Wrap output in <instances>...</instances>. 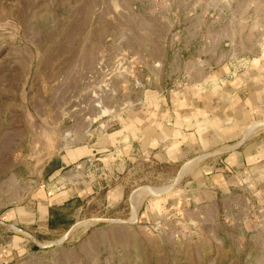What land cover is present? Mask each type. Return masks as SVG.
Listing matches in <instances>:
<instances>
[{"label":"rangeland","instance_id":"obj_1","mask_svg":"<svg viewBox=\"0 0 264 264\" xmlns=\"http://www.w3.org/2000/svg\"><path fill=\"white\" fill-rule=\"evenodd\" d=\"M193 23L225 28L226 58H244L263 45L264 0H0L2 207L63 184L79 196L53 207L44 228L12 224L29 236L0 219V264H264V156L217 168L241 146L264 145V124L232 150L214 152L234 143L227 136L172 161L119 153L112 164L103 151L53 170L64 151L104 148L138 109L154 64L131 53L136 43ZM191 159L158 204L145 199L155 195L140 189L171 185ZM221 172L235 178L229 188L215 185ZM179 189L188 199L175 208Z\"/></svg>","mask_w":264,"mask_h":264},{"label":"crops","instance_id":"obj_2","mask_svg":"<svg viewBox=\"0 0 264 264\" xmlns=\"http://www.w3.org/2000/svg\"><path fill=\"white\" fill-rule=\"evenodd\" d=\"M166 31L159 34L154 29L151 37L136 43L137 48L128 49L139 57L152 58L154 64L147 69L152 80L140 79V85L147 91L136 112L121 126L107 133L109 142L104 148L79 145L64 151L58 156L59 163L53 170H60L68 163L103 151H109L105 158L112 160L110 157L113 156L112 164H116L119 153L127 158L142 155L172 161L182 158L195 147L200 148L203 143L221 144L218 139L227 136L235 138L234 143L214 152L230 150L256 129L257 126L249 129L251 124L264 121L251 122L264 112V41L257 52L231 59L226 58L229 54L226 53L223 27L203 33L202 24L193 23L187 33L175 34L171 28ZM178 78L179 81H176ZM170 84L175 86L171 93L160 92ZM247 122L251 123L245 125ZM241 129L240 137H233ZM252 144L240 145L242 149L229 153L220 160L217 168L223 171L239 168L256 161V157L264 156V145L251 152ZM12 167L9 164L7 169ZM1 169L0 165V178L3 175ZM217 174L214 184L220 189L229 188L231 181L235 180L223 177L222 172ZM1 185L0 182L1 223L8 222L15 232L25 235L28 234L12 224L25 228L35 224L44 228L53 207L78 196L63 184L52 190L38 188L25 203L2 207ZM165 193L145 199H155L152 201L155 205ZM209 197L212 198L213 194ZM168 199L178 208L186 205L188 197L184 190L179 189L172 192ZM230 199L235 200V196L226 197L225 201Z\"/></svg>","mask_w":264,"mask_h":264},{"label":"bare ground","instance_id":"obj_3","mask_svg":"<svg viewBox=\"0 0 264 264\" xmlns=\"http://www.w3.org/2000/svg\"><path fill=\"white\" fill-rule=\"evenodd\" d=\"M261 124H264V121H262V122H256V123H253V124H251V126L250 127H248L249 129L250 128H253V127H256V126H259V125H261ZM248 128L246 129V130H248ZM246 130H245V132H246ZM245 134V133H244ZM246 135V134H245ZM196 160V159H195ZM194 160L193 159H191V160H189L188 162H186L184 165H183V167L181 168V170H180V172L175 176V178H174V182L171 184V185H168V186H159V187H153V186H147V187H144V188H142V189H140V190H145L146 192H148V193H152L153 195H155V196H158V195H160V194H162V193H165V192H167L175 183H177V181L181 178V176L185 173V172H187L186 170L190 167V165L192 164V162H193ZM140 190H136L135 192H134V194H133V196H132V203H131V207L133 206L134 207V202H135V196H137L138 194L137 193H139V191ZM144 191V192H145ZM137 194V195H136ZM146 194V193H145ZM138 197V196H137ZM131 201V200H130ZM133 209H135V208H133ZM133 214H134V211H133ZM122 221H128V220H125V219H123ZM128 222H131V221H128ZM87 223V222H86ZM90 224V223H89ZM79 225V224H78ZM77 225V226H78ZM86 225V224H85ZM74 226H76V225H74ZM67 233L68 232H66L63 236H62V238H61V240H58V241H51V242H48L46 245H49V244H51L52 242H57V244L58 243H60L65 237H66V235H67Z\"/></svg>","mask_w":264,"mask_h":264},{"label":"water","instance_id":"obj_4","mask_svg":"<svg viewBox=\"0 0 264 264\" xmlns=\"http://www.w3.org/2000/svg\"><path fill=\"white\" fill-rule=\"evenodd\" d=\"M53 244H57V242H52L51 244H49V245H53Z\"/></svg>","mask_w":264,"mask_h":264}]
</instances>
